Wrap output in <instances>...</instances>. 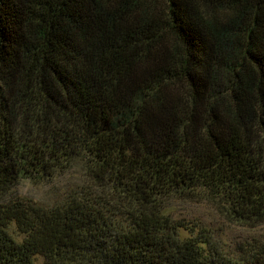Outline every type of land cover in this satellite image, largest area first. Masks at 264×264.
<instances>
[{
    "label": "trees",
    "instance_id": "obj_1",
    "mask_svg": "<svg viewBox=\"0 0 264 264\" xmlns=\"http://www.w3.org/2000/svg\"><path fill=\"white\" fill-rule=\"evenodd\" d=\"M76 154L88 195L16 194ZM199 186L264 224V0H0V264H264L180 237Z\"/></svg>",
    "mask_w": 264,
    "mask_h": 264
},
{
    "label": "rangeland",
    "instance_id": "obj_2",
    "mask_svg": "<svg viewBox=\"0 0 264 264\" xmlns=\"http://www.w3.org/2000/svg\"><path fill=\"white\" fill-rule=\"evenodd\" d=\"M90 185L93 186L87 159L84 154H76L48 174L23 173L14 189L28 202L51 208L66 204L77 195H88L93 191ZM226 197L224 193L216 194L199 186L191 197L171 194L164 211L173 220L185 224L180 231L181 238L188 237L192 228L195 235L208 240L204 244L206 251L217 258L251 260L264 253V224L252 226L233 217ZM7 230L18 242L27 236L15 222ZM35 263L46 264V260L38 255Z\"/></svg>",
    "mask_w": 264,
    "mask_h": 264
}]
</instances>
